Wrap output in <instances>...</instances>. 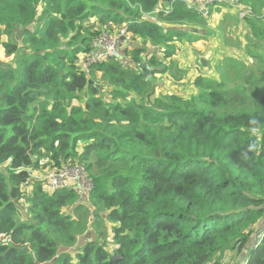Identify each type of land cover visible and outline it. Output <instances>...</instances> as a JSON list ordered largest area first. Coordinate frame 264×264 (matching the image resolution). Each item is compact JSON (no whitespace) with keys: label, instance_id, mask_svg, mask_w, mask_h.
<instances>
[{"label":"trees","instance_id":"16d2710c","mask_svg":"<svg viewBox=\"0 0 264 264\" xmlns=\"http://www.w3.org/2000/svg\"><path fill=\"white\" fill-rule=\"evenodd\" d=\"M256 11L241 9L254 25ZM209 17L184 0H0V29L20 41L0 62V264H224L229 251L264 264V88L251 104L204 76L189 98L156 90L176 44L201 36L187 27ZM123 28L132 67L84 69L92 41ZM75 165L88 201L37 178Z\"/></svg>","mask_w":264,"mask_h":264},{"label":"rangeland","instance_id":"374dc122","mask_svg":"<svg viewBox=\"0 0 264 264\" xmlns=\"http://www.w3.org/2000/svg\"><path fill=\"white\" fill-rule=\"evenodd\" d=\"M245 7L252 13L257 10L256 12L264 14L263 6L255 0H245L234 7L236 12L233 11L237 15L235 20H238L239 16L240 21H238L244 27L241 33H237L234 28L235 23L231 15L225 14L223 19L220 17V12L224 13L226 10L222 6L212 8L210 20H202L187 27V37L194 36L198 32L201 36L196 37L197 40L192 42L176 44L173 59L174 69L165 75L157 74L155 81L158 86L157 93L175 94L189 98L200 92V89L194 85L195 78L204 76L213 81V88L219 91L245 89L250 96L248 104H251L258 96L257 90L262 91L261 89L264 88V79L261 80L264 77V21L256 25L252 21L247 22L245 18L248 12L247 14L241 12V9ZM121 31L122 29H115L114 32L120 34ZM238 34H240V38ZM17 42L20 44L15 36H7L0 29V62L2 64H9L11 61V58L5 56L4 45L6 43L17 44ZM136 42L139 47L147 48L151 54L156 53L162 62L171 63L170 60L167 61L164 58L162 53H158V49L144 45L141 41ZM98 81L102 82L100 74H98ZM49 173H52V170L48 169L44 174L38 173V175L46 176ZM20 207L19 219L26 222L28 205L22 201ZM85 216L84 221L88 222V225H93L91 213L87 212ZM89 233L91 232L81 235L80 241L90 240ZM240 257L241 253L229 251L221 257V260L224 264H241Z\"/></svg>","mask_w":264,"mask_h":264},{"label":"built area","instance_id":"2783aa9c","mask_svg":"<svg viewBox=\"0 0 264 264\" xmlns=\"http://www.w3.org/2000/svg\"><path fill=\"white\" fill-rule=\"evenodd\" d=\"M169 2L170 0H164ZM228 0H184L187 6L196 11L202 17L211 15L212 8L227 3ZM167 12V11H166ZM158 13V11L156 12ZM155 13V14H156ZM168 13V12H167ZM148 19L155 20L149 16ZM131 43V36L126 28L120 34L101 33L91 43L93 48L89 53L84 69L89 70L91 65L102 64L114 60L123 67H132V60L126 57V48ZM47 190L56 192L60 190H75L81 199L89 200L94 190V184L83 166L75 165L63 167L61 170L53 171L46 176H38Z\"/></svg>","mask_w":264,"mask_h":264},{"label":"crops","instance_id":"0c3cea01","mask_svg":"<svg viewBox=\"0 0 264 264\" xmlns=\"http://www.w3.org/2000/svg\"><path fill=\"white\" fill-rule=\"evenodd\" d=\"M259 9H262V8H259ZM263 9H264V6H263ZM233 10H235L234 7H232V8H230V7L229 8H226V10L224 11V13H222V11L220 12V17L223 19V16L225 14H227V15L229 14V15H231V18L234 19V23H235V21H236L235 18L237 17V15H236V13H234ZM235 12H236V10H235ZM246 14H247V12H246ZM247 17H248V14H247ZM238 19H239V16H238ZM238 36L240 38V34H238Z\"/></svg>","mask_w":264,"mask_h":264},{"label":"water","instance_id":"95a60500","mask_svg":"<svg viewBox=\"0 0 264 264\" xmlns=\"http://www.w3.org/2000/svg\"><path fill=\"white\" fill-rule=\"evenodd\" d=\"M143 69H147V76H149L150 75V69L147 67V62H145L142 66H141ZM93 214L94 215H98L99 213H98V211H96V210H94L93 211ZM26 252H27V249L25 250Z\"/></svg>","mask_w":264,"mask_h":264}]
</instances>
